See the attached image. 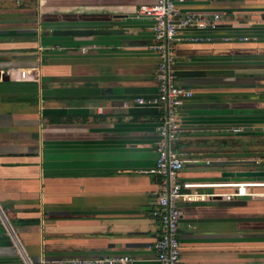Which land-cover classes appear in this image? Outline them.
Instances as JSON below:
<instances>
[{
    "label": "crops",
    "instance_id": "1",
    "mask_svg": "<svg viewBox=\"0 0 264 264\" xmlns=\"http://www.w3.org/2000/svg\"><path fill=\"white\" fill-rule=\"evenodd\" d=\"M156 1L0 0V264H156L160 178L137 170L154 165L164 108L134 102L157 93L153 19L136 14ZM176 6L224 14L168 47L177 84L193 92L175 144L181 180L196 184L178 201L181 264H264V176H222L264 171V1ZM87 28L117 31L50 34ZM231 181L259 184L226 200Z\"/></svg>",
    "mask_w": 264,
    "mask_h": 264
},
{
    "label": "built area",
    "instance_id": "2",
    "mask_svg": "<svg viewBox=\"0 0 264 264\" xmlns=\"http://www.w3.org/2000/svg\"><path fill=\"white\" fill-rule=\"evenodd\" d=\"M183 1L185 0H157L153 4H141L136 11L139 16L153 19L151 26L153 32L152 48L163 57L156 75L158 80L157 93L148 98L139 97L134 100L135 103L158 104L164 108L160 123L155 127L158 139L154 165L137 170V173L155 175L160 178L156 190L157 207L152 210V215L160 220V228L151 244L155 253L156 264H181L178 240V223L181 210L178 201L183 195L184 189L196 185L181 180L180 172L185 160L183 153L175 147L181 131L180 109L183 103L192 97L193 92L190 88L177 84L175 69L169 64L167 57L168 47L177 39L181 30L188 27L213 30L223 22L224 16L219 12H186L181 14L176 5ZM192 39L195 41L203 40L201 37H193ZM82 51H85V48ZM127 103L124 104L127 105ZM233 130L238 131L237 128ZM222 184L232 188L231 192L223 195L226 200H229L245 195L247 187L259 183L231 181ZM60 262L62 264H132V258L128 255H116L96 258H70Z\"/></svg>",
    "mask_w": 264,
    "mask_h": 264
},
{
    "label": "water",
    "instance_id": "3",
    "mask_svg": "<svg viewBox=\"0 0 264 264\" xmlns=\"http://www.w3.org/2000/svg\"><path fill=\"white\" fill-rule=\"evenodd\" d=\"M36 31V29H33ZM114 29H99V28H87V29H64V30H52L51 35L54 36H91V35H100L116 32ZM3 80H7L8 77L6 74L0 75ZM37 136V133H34ZM222 176L225 177H235V178H244V177H254V176H264L263 170H231L222 172ZM242 197V196H239ZM248 197V196H247Z\"/></svg>",
    "mask_w": 264,
    "mask_h": 264
},
{
    "label": "rangeland",
    "instance_id": "4",
    "mask_svg": "<svg viewBox=\"0 0 264 264\" xmlns=\"http://www.w3.org/2000/svg\"><path fill=\"white\" fill-rule=\"evenodd\" d=\"M15 3L17 4V2H15ZM17 5H18V4H17ZM21 6H23V5H21ZM7 7L13 8V4L7 2ZM28 29H29V28H28ZM29 31H31V29H30ZM29 31L27 30V32H29ZM38 32H43V31L40 29V31H38Z\"/></svg>",
    "mask_w": 264,
    "mask_h": 264
},
{
    "label": "trees",
    "instance_id": "5",
    "mask_svg": "<svg viewBox=\"0 0 264 264\" xmlns=\"http://www.w3.org/2000/svg\"><path fill=\"white\" fill-rule=\"evenodd\" d=\"M60 120V119H59Z\"/></svg>",
    "mask_w": 264,
    "mask_h": 264
}]
</instances>
